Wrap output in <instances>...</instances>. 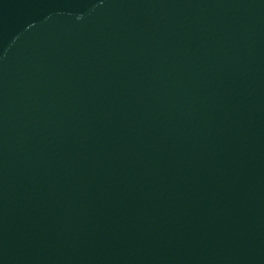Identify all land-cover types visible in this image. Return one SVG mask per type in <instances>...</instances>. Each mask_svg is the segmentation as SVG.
Wrapping results in <instances>:
<instances>
[{"label":"water","instance_id":"95a60500","mask_svg":"<svg viewBox=\"0 0 264 264\" xmlns=\"http://www.w3.org/2000/svg\"><path fill=\"white\" fill-rule=\"evenodd\" d=\"M0 264H264V0H0Z\"/></svg>","mask_w":264,"mask_h":264}]
</instances>
